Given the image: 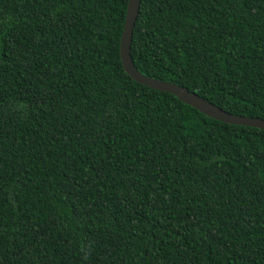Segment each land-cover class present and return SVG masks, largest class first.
<instances>
[{"label":"trees","instance_id":"obj_1","mask_svg":"<svg viewBox=\"0 0 264 264\" xmlns=\"http://www.w3.org/2000/svg\"><path fill=\"white\" fill-rule=\"evenodd\" d=\"M126 0H0V264H264V130L129 77ZM140 73L264 119V0H138Z\"/></svg>","mask_w":264,"mask_h":264},{"label":"water","instance_id":"obj_2","mask_svg":"<svg viewBox=\"0 0 264 264\" xmlns=\"http://www.w3.org/2000/svg\"><path fill=\"white\" fill-rule=\"evenodd\" d=\"M137 9L138 0H126L123 21L118 40L119 61L123 70L129 75L131 79L141 84H145L155 90L171 93L178 100L192 106L208 117L223 122L253 126L264 130V119L262 118L229 113L205 100L195 92L187 90L181 85L144 75L135 69L129 57V40Z\"/></svg>","mask_w":264,"mask_h":264}]
</instances>
